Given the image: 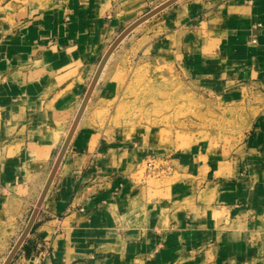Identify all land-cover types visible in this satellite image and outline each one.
Segmentation results:
<instances>
[{
    "label": "crops",
    "instance_id": "crops-1",
    "mask_svg": "<svg viewBox=\"0 0 264 264\" xmlns=\"http://www.w3.org/2000/svg\"><path fill=\"white\" fill-rule=\"evenodd\" d=\"M147 4L0 0V255L26 226L101 59ZM176 68L229 102L261 94L264 0H177L116 46L20 264H264V115L237 157L212 161L168 152L158 129L125 125L123 104L113 109L133 70L156 84ZM151 158L166 177L150 188L138 171Z\"/></svg>",
    "mask_w": 264,
    "mask_h": 264
},
{
    "label": "rangeland",
    "instance_id": "rangeland-1",
    "mask_svg": "<svg viewBox=\"0 0 264 264\" xmlns=\"http://www.w3.org/2000/svg\"><path fill=\"white\" fill-rule=\"evenodd\" d=\"M163 1L148 0L146 10L154 9ZM133 74L132 85L120 95L121 102H115L113 109L123 104L129 114L123 119L125 125L158 129L155 136L170 149L168 152H193L195 149L212 161L233 159L240 154L252 122L264 115V89L261 94L229 102L190 82L177 68L175 79L169 80V74L165 73L164 81L156 84L147 82L144 69L133 70ZM138 176L151 188L156 179L166 177V172L156 161L152 166L143 162ZM256 237L261 241L264 255V226ZM4 256L0 255V263L6 258ZM13 259L10 264H20L17 256Z\"/></svg>",
    "mask_w": 264,
    "mask_h": 264
},
{
    "label": "water",
    "instance_id": "water-1",
    "mask_svg": "<svg viewBox=\"0 0 264 264\" xmlns=\"http://www.w3.org/2000/svg\"><path fill=\"white\" fill-rule=\"evenodd\" d=\"M177 0H167L165 1L164 3L160 4L159 6L155 7L154 9L148 11L147 13H145L144 15H142L140 18H138L136 21H134L132 24H130L126 29H124L120 35L114 40V42L110 45V47L108 48V50L106 51V53L104 54L103 58L101 59L100 63H99V66L96 70V73L89 85V88L83 98V101L79 107V110L76 114V117L72 123V126L68 132V135L67 137L65 138V141L60 149V152L52 166V169L49 173V176H48V179L42 189V192L36 202V205L34 207V209L32 210L30 216H29V219L27 221V224L26 226L24 227L23 231L21 232L19 238L17 239V241L14 243V245L12 246L10 252H9V255L8 257L6 258V260L4 261L3 264H10V262L12 261V259L14 258V256L16 255L17 251L19 250V248L21 247V245L23 244L26 236L29 234L31 228H32V225L34 223V220L36 218V215L38 213V210L44 200V197L50 187V184L53 180V177L56 173V170L62 160V157L67 149V146L69 144V141L71 139V136L74 132V129L76 128V125L78 123V120L80 118V116L82 115V112L84 111V108L86 107V104L90 98V94H91V91L98 79V76L103 68V66L105 65L107 59L109 58V56L111 55V53L113 52V50L116 48V46L133 30L135 29L137 26H139L140 24H142L143 22H145L146 20L150 19L152 16H154L155 14H157L158 12H160L161 10H163L164 8L168 7L169 5L173 4L174 2H176Z\"/></svg>",
    "mask_w": 264,
    "mask_h": 264
},
{
    "label": "built area",
    "instance_id": "built-area-1",
    "mask_svg": "<svg viewBox=\"0 0 264 264\" xmlns=\"http://www.w3.org/2000/svg\"><path fill=\"white\" fill-rule=\"evenodd\" d=\"M153 162H154V160L152 158L149 159V161L147 162V166H152Z\"/></svg>",
    "mask_w": 264,
    "mask_h": 264
},
{
    "label": "bare ground",
    "instance_id": "bare-ground-1",
    "mask_svg": "<svg viewBox=\"0 0 264 264\" xmlns=\"http://www.w3.org/2000/svg\"><path fill=\"white\" fill-rule=\"evenodd\" d=\"M104 67V66H103ZM97 82V81H96ZM95 86V85H94ZM36 205V204H35ZM20 236V235H19ZM19 236H18V238H19ZM17 238V239H18ZM17 241V240H16ZM8 255H9V253H8ZM8 255L6 256V258L8 257ZM5 258V257H4ZM6 258L4 259V261L6 260ZM4 261H3V263H4ZM3 263H1V264H3Z\"/></svg>",
    "mask_w": 264,
    "mask_h": 264
}]
</instances>
